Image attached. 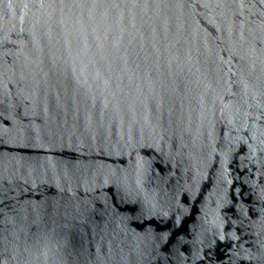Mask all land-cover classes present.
<instances>
[{
	"label": "water",
	"instance_id": "water-1",
	"mask_svg": "<svg viewBox=\"0 0 264 264\" xmlns=\"http://www.w3.org/2000/svg\"><path fill=\"white\" fill-rule=\"evenodd\" d=\"M0 264H264V0H0Z\"/></svg>",
	"mask_w": 264,
	"mask_h": 264
}]
</instances>
